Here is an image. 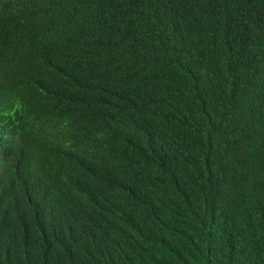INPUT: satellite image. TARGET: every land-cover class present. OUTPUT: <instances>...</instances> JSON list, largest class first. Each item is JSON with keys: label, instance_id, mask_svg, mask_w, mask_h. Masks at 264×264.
<instances>
[{"label": "trees", "instance_id": "trees-1", "mask_svg": "<svg viewBox=\"0 0 264 264\" xmlns=\"http://www.w3.org/2000/svg\"><path fill=\"white\" fill-rule=\"evenodd\" d=\"M0 264H264V0H0Z\"/></svg>", "mask_w": 264, "mask_h": 264}]
</instances>
